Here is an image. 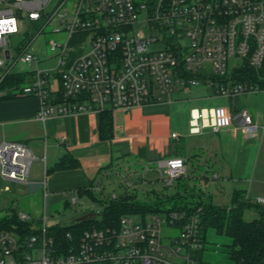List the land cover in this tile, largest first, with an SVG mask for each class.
Returning a JSON list of instances; mask_svg holds the SVG:
<instances>
[{
	"label": "built area",
	"instance_id": "obj_1",
	"mask_svg": "<svg viewBox=\"0 0 264 264\" xmlns=\"http://www.w3.org/2000/svg\"><path fill=\"white\" fill-rule=\"evenodd\" d=\"M33 22L41 25L39 34L59 25L51 33L62 41L49 42L57 59L53 67L36 68L42 60L29 48L38 35L27 38ZM19 36L24 40L16 60L11 40ZM18 61L32 68L20 72L30 81L17 94L40 99L36 118L42 122L172 104L182 91L205 85L231 102L234 120L255 136L258 126L240 99L264 91V0H0V81ZM244 68L253 76L241 82L234 74ZM208 115L214 128L224 123L222 110L210 109ZM201 118L197 109L191 111L194 133ZM34 160L26 144L0 142V179L28 183ZM159 167L167 187L187 176L181 157L166 158ZM255 202L264 208V197ZM166 210L137 214L138 220L126 215L118 226L86 230L67 253L53 246L43 215L38 234L0 233V264H200L202 209ZM18 219L35 221L23 211Z\"/></svg>",
	"mask_w": 264,
	"mask_h": 264
},
{
	"label": "crops",
	"instance_id": "obj_2",
	"mask_svg": "<svg viewBox=\"0 0 264 264\" xmlns=\"http://www.w3.org/2000/svg\"><path fill=\"white\" fill-rule=\"evenodd\" d=\"M2 74H4V70L0 69V75L2 76ZM208 88L211 90L209 97L212 99L222 98L214 96L213 90ZM181 93L176 102L188 99V94L192 92L189 90ZM3 96L0 97V142L5 140L24 143L35 156L29 182L26 184L12 183L19 187L31 185L34 189L44 181L47 189L50 188L55 192L60 190L63 192L74 187L77 188L75 192L77 202L79 201L83 205L87 200L93 203L97 202L92 201L85 193H81V190L89 189L94 194L95 184H101L109 172L111 173L115 168L131 162L141 165L145 163L159 165V162L166 158L181 157L186 161L187 173L188 171L192 173L196 169L190 170L189 163L192 159H197V175L187 177L196 180L193 185H196L198 193L201 194L203 193L201 186L203 184V186H208L213 179L240 178L244 173L247 175L255 172L259 160L255 151L248 152L243 148L247 141L251 137H255L261 129L258 127L257 134L250 136L246 128L239 121L234 120L235 114L231 102L227 99L229 102L227 106L211 108L197 106L191 109V111L197 109V113L203 114V118H201L203 123L201 122L200 130H197V133L191 131V123H189L193 141L189 142L188 147L185 141L182 143L179 140L180 135L174 130L169 112V106L173 103L150 104L141 108L118 111L113 114L112 132L101 137L100 114L98 113L52 117L46 122H42L36 118L40 107L38 97L17 95L11 99H4ZM240 105L242 107L241 102ZM214 108L222 110L225 117L224 123L218 129L211 126L212 121L208 115L209 110ZM214 133L219 136L220 142L217 143L216 137L212 136ZM172 134H177V138H173ZM63 136L66 137L65 142L61 140ZM173 141L178 143L173 145ZM237 145H239L238 150L235 148ZM234 150L237 152L231 155ZM36 161L39 164L34 168ZM63 161L72 164L73 167L57 168V165ZM152 170L153 168H149V171ZM188 183L193 186L191 181L188 180ZM9 188L8 185L5 190H0V196L7 195ZM239 190L233 191L231 205L225 204L224 206L232 208L234 194ZM244 192L248 196L259 195L250 189L244 190ZM204 197L212 200V197L206 196L205 193ZM66 203L68 205L69 202ZM85 210L86 214L96 216L89 213L91 211L88 206ZM44 215L47 216L46 211H44ZM80 217L73 219L72 223ZM36 220V222L40 221ZM211 233H215L217 236ZM218 235L214 229L207 231L204 250L207 248V243L214 239L218 249L213 253L212 250L206 252L203 250L201 260L205 258L209 261L216 254L220 258V254L225 252L228 254L227 264H230L229 254L232 241L228 238L229 243H226L228 241L225 242L221 237L225 235ZM222 246H225L226 250L222 251L220 249Z\"/></svg>",
	"mask_w": 264,
	"mask_h": 264
},
{
	"label": "rangeland",
	"instance_id": "obj_3",
	"mask_svg": "<svg viewBox=\"0 0 264 264\" xmlns=\"http://www.w3.org/2000/svg\"><path fill=\"white\" fill-rule=\"evenodd\" d=\"M20 16L25 17V14H19ZM27 25L28 22L26 21ZM22 25V24H21ZM20 27L22 28L23 26ZM30 25V24H28ZM59 27V25L54 22L49 25L44 32L39 34V30H34L30 36H37L32 46L29 48V51L35 55H38L42 62L39 65L34 66L37 69H47L53 67L57 63L54 53L50 49L49 42L51 40L62 41L63 37L60 35H55L52 32L54 28ZM20 49L13 50L15 59L17 60L20 56ZM32 68V65L17 62L13 69L12 74H19L20 72H29ZM2 72V71H1ZM1 78V75H0ZM188 99L174 102L169 106V112L173 121L174 130L180 135L179 140L183 143L186 142V145L189 147V142L193 141V138L190 135V120H191V109L193 107H223V105H229V102L226 99H212L210 96L211 90L205 86L201 85L200 88L193 87L190 89ZM15 93H20L19 90ZM182 94V93H181ZM180 94V95H181ZM2 96V94H0ZM5 95V94H4ZM0 96V97H1ZM197 97L200 99H197ZM242 107L246 108L253 115L256 125L261 129L264 124V91L259 93H252L247 96H243L240 100ZM228 103V104H227ZM212 136L216 137L217 143L220 142L219 136L215 133ZM182 137V138H181ZM181 138V139H180ZM195 140V138H194ZM178 142L173 141V145ZM238 150L239 145L235 147ZM233 150V147H232ZM232 151L231 155H234L237 151ZM243 150L255 151L258 155L259 160L256 164L255 172L251 174H242L240 178H233L227 180H211L212 183L208 186H201L203 193L206 196L210 195L212 197L213 203L217 205L224 206L231 205V197L235 189L241 190H251L253 193H259L257 196L264 197V133L259 131L255 137H251L244 145ZM39 163L36 161L34 163V168ZM190 170H195V172L190 173L188 171L187 176L197 175V159L191 160L189 163ZM149 168H153L152 171H149ZM163 170L160 169L159 165L145 163L143 165L135 162L122 165V167L115 168L114 171L105 178L101 184H95L94 196L97 198V203H93L90 200L86 201V204L81 202L73 203V198H77L75 192L77 188L71 187L63 192L60 190L55 192L50 188L47 189L45 182L34 189L31 185H23L19 187L17 184L12 182H4L0 179V190H5L6 186H10L8 194L0 196V221L10 219L13 216L12 211H23L29 213L35 221L36 219L42 221L44 211H46L48 217V226H54L57 224L67 225L73 222V219L85 216V208L88 206L90 208L89 213L95 214L98 218V214L102 212L104 205L110 203L113 200H119L125 196H131L135 202H145L148 204H153L158 202L159 197L156 194H161V197H166V195L174 194L177 192V185L179 180L175 183L173 187H167L162 179ZM186 176V177H187ZM210 177V175H207ZM184 177V178H186ZM187 180L192 182V185L196 181L193 178ZM199 185V182L197 180ZM98 185V186H97ZM195 186V185H193ZM21 191V192H20ZM191 192V190H189ZM223 194H220V193ZM22 193V195H21ZM156 193V194H155ZM10 194V195H9ZM155 194V195H154ZM184 194V193H183ZM225 195V196H224ZM246 195V194H245ZM254 195V196H253ZM250 196V202L256 205L255 194ZM247 196V195H246ZM160 197V198H161ZM162 200H165V198ZM207 198V197H206ZM69 202L68 205H66ZM252 206L245 210V219L247 221H252L259 217V213L255 206ZM170 206V205H167ZM85 207V208H84ZM230 209V207H229ZM137 214H132V217L135 220H138L139 217ZM39 221V226L40 222ZM36 223V227H39ZM215 234V233H211ZM217 236V234H215ZM219 236V235H218ZM224 241L229 239L226 236H221ZM205 246V244H204ZM217 244L215 239L207 243L206 251H216ZM222 251L226 250V247L222 246L220 248ZM228 263V254L223 252L218 258L217 254L209 261L203 259L200 264H227Z\"/></svg>",
	"mask_w": 264,
	"mask_h": 264
},
{
	"label": "trees",
	"instance_id": "obj_4",
	"mask_svg": "<svg viewBox=\"0 0 264 264\" xmlns=\"http://www.w3.org/2000/svg\"><path fill=\"white\" fill-rule=\"evenodd\" d=\"M32 30H39L41 25L33 22ZM241 72V71H240ZM250 68H244V72L235 73L234 77L238 81H246L253 75ZM30 81L27 73L8 74L0 81V92L6 94L4 99L17 97L15 91L19 90ZM113 113H100V134L105 137L113 129ZM73 167L72 164L61 162L57 168ZM191 190V192L189 191ZM81 193L88 195L92 201L97 202V198L91 190H81ZM184 193V194H183ZM156 194V193H155ZM154 194V195H155ZM160 200L153 204L145 202H135L131 196H125L119 200H113L104 205L102 212L97 217L91 216L81 222H74L70 225L57 224L48 228V237L53 239V246L63 248L62 251L67 253L72 247L77 248L80 236L86 230L94 228H105L108 226H118L121 218L126 215L149 213H160L167 211L170 205L171 210L193 212L202 209L200 215V227L203 244H205L206 233L209 229H214L219 235H225L230 238V264H264V208L254 205L246 200L245 192L239 190L235 192L232 200V208L215 205L211 199L204 197V193H198L197 187L190 186L186 178H181L177 185V192L166 195L162 200L161 194H156ZM161 197V198H160ZM255 206L259 217L247 221L245 219V210ZM13 216L10 219L0 221V233L2 231H17L28 236L38 234L36 223H23L18 219L19 211H12ZM41 226V223H40ZM39 226V227H40ZM70 235V238H69ZM204 248L197 251V259L202 262V252Z\"/></svg>",
	"mask_w": 264,
	"mask_h": 264
},
{
	"label": "water",
	"instance_id": "obj_5",
	"mask_svg": "<svg viewBox=\"0 0 264 264\" xmlns=\"http://www.w3.org/2000/svg\"><path fill=\"white\" fill-rule=\"evenodd\" d=\"M24 36H19V37H13L11 40V46L13 49H17L19 45L23 42ZM6 55L9 58L10 50H6ZM92 214H86L85 216H82L76 220V222H81L89 217H91Z\"/></svg>",
	"mask_w": 264,
	"mask_h": 264
}]
</instances>
